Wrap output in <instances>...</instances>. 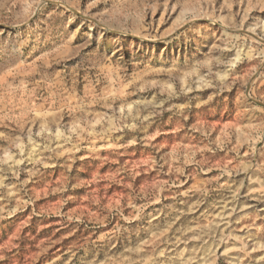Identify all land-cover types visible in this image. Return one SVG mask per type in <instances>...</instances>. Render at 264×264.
<instances>
[{"label": "rangeland", "instance_id": "374dc122", "mask_svg": "<svg viewBox=\"0 0 264 264\" xmlns=\"http://www.w3.org/2000/svg\"><path fill=\"white\" fill-rule=\"evenodd\" d=\"M0 264H264V0H0Z\"/></svg>", "mask_w": 264, "mask_h": 264}]
</instances>
